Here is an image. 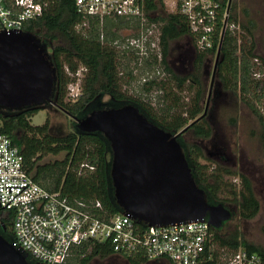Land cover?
<instances>
[{
  "label": "trees",
  "instance_id": "trees-1",
  "mask_svg": "<svg viewBox=\"0 0 264 264\" xmlns=\"http://www.w3.org/2000/svg\"><path fill=\"white\" fill-rule=\"evenodd\" d=\"M46 2L43 13L34 19L24 22L23 30L31 32L47 48V54L56 70V82L53 89L54 104L69 116L83 117L88 110L95 109L96 102L103 101L120 104H134L152 122L170 132H178V139L185 147L188 162L191 166L193 176L197 184L204 189L205 196L209 202L224 203L222 197L217 196L218 178L216 175L206 173V163L198 161L201 147L195 143H183L182 135L190 132L195 138L206 139L210 136L211 129L206 120V112L199 117L201 112L199 97H195L193 106L185 115L181 112L170 114V106L155 112L147 101L138 95H128L121 87L119 75L120 54L112 45L117 39L109 33L104 32L102 23L96 18H90L88 26L83 31H78L75 25L80 21V16L74 7V0H40ZM222 5V10L228 8L226 17L227 24H237L236 15L233 10L235 1L217 0ZM161 0H146L144 10L148 18L160 22V60L152 57L145 60L147 66L162 65L163 69L172 79L175 89L180 90L186 79L197 81L203 58L209 54H215L219 47V55L216 63V71L223 90L237 93L240 100L246 105L250 113L255 117L260 141L263 146L264 155V119L254 106V98L257 97V84L250 77L255 58L252 39L253 22L248 20V25L239 23L248 37L242 35L243 40L238 41L235 32L223 23L218 22L215 29L212 47L207 50L197 51L193 61L197 73L192 75H178L167 65L169 46L172 41L190 34L185 18L176 12H166ZM162 9V14L151 12ZM164 10V11H163ZM118 24H130L127 20L116 17L112 18ZM240 28V29H241ZM223 30V31H222ZM241 36V35H240ZM112 40V41H111ZM264 66V59H260ZM82 68L80 93L75 100L66 99V86L75 80V73ZM153 79H149L143 86L147 91ZM160 86H163L161 83ZM163 89V88H162ZM173 96L172 91L166 90L164 96ZM163 96V95H162ZM199 96V95H198ZM178 96H173V102L178 103ZM41 109L21 108L16 110L0 109V133L6 134L12 144L16 145L23 157V164L27 173L38 184H42L48 176H52V186L44 187L48 190L60 191L71 200L82 199L86 201H99L101 211L99 215L105 216L119 212L115 204L108 176L110 148L101 133L80 132L72 126V130L62 136L49 133V119L45 118L42 124H32L30 118ZM202 114V113H201ZM200 114V115H201ZM191 120V121H190ZM63 156L53 161L39 164V160L46 154ZM86 162L93 165L92 170L79 168L80 163ZM230 173V171H226ZM240 177V188L238 191L230 190L232 202L237 205V214L244 219L253 218L259 210V202L254 195L251 182L248 177L238 172ZM209 178L212 183L208 182ZM48 184V183H47ZM43 186V185H41ZM0 217L7 227L6 239L10 242L13 238L11 229L12 211L0 209ZM222 226V225H221ZM210 226L211 239L214 248L206 250V255L211 253L204 264H224L219 261L217 248L227 247L234 252L239 247L256 252L264 260V248L245 240L240 230L235 227L228 233ZM114 256L110 247L104 243L86 242L74 247L69 258L61 264H89L93 257L106 258ZM31 260L33 258L29 257ZM128 264H146L147 260L141 257L124 259ZM34 261V260H33ZM168 264H172L168 259Z\"/></svg>",
  "mask_w": 264,
  "mask_h": 264
},
{
  "label": "built area",
  "instance_id": "built-area-1",
  "mask_svg": "<svg viewBox=\"0 0 264 264\" xmlns=\"http://www.w3.org/2000/svg\"><path fill=\"white\" fill-rule=\"evenodd\" d=\"M146 0H74L80 16L76 30L83 31L90 18L100 23L120 17L137 26L135 35L115 39L112 45L121 56L130 51L141 65L155 57L160 60V22L147 17ZM164 10L185 18L197 51L212 47L218 22L224 29L235 31V23L227 24L228 8L222 10L217 0H161ZM46 7L40 0H0V33L23 30L25 21L39 17ZM223 31V30H222ZM119 49H117V48ZM250 77L257 86L254 106L264 119V66L253 58ZM80 68L71 81L70 100L80 93ZM119 75H122L121 71ZM142 84L149 78L142 76ZM69 88V87H67ZM74 89H76L74 91ZM93 165L80 163V170ZM0 209L12 211L10 244L21 249L36 262L64 263L77 245L86 242L107 244L113 255L127 259L141 257L147 262L168 259L172 264H204L214 247L210 225L203 220H190L165 226H148L135 222L128 214L117 212L99 215V201L71 200L60 191H51L27 173L23 157L10 138L0 133ZM224 264H264L262 257L239 247Z\"/></svg>",
  "mask_w": 264,
  "mask_h": 264
},
{
  "label": "water",
  "instance_id": "water-1",
  "mask_svg": "<svg viewBox=\"0 0 264 264\" xmlns=\"http://www.w3.org/2000/svg\"><path fill=\"white\" fill-rule=\"evenodd\" d=\"M218 55L219 47L210 85ZM55 82V67L39 38L24 30L0 33V109L54 104L51 96ZM71 118L78 131L101 133L108 142V176L122 214L148 226L205 219L218 228L230 218L231 212L222 203L209 202L197 184L178 139L180 131L163 129L131 103ZM0 264L45 263L31 260L0 234Z\"/></svg>",
  "mask_w": 264,
  "mask_h": 264
},
{
  "label": "rangeland",
  "instance_id": "rangeland-1",
  "mask_svg": "<svg viewBox=\"0 0 264 264\" xmlns=\"http://www.w3.org/2000/svg\"><path fill=\"white\" fill-rule=\"evenodd\" d=\"M232 1H235L233 12L237 19V29L234 32L238 41L240 38L243 40L242 35L248 37L239 23L248 25V20L252 21L253 25L250 29L255 43L254 53L259 59H264V0ZM156 13L162 14V9L159 8L151 12V15ZM105 22L103 30L110 35L107 36L108 41L112 35L114 39H120L135 35L137 31L135 24H118L112 18ZM195 53L196 49L191 38L187 35L182 36L170 43L167 65L178 75L197 73L195 67H192ZM120 59L119 71L121 70L122 73L120 75L122 89L128 95L141 94L140 97L147 101L148 105L157 113L170 106V114L175 115L181 112L182 115H185L186 111L193 106L195 97H199L201 112L198 115L206 112V120L211 129L210 136L201 139L195 138L190 132H186L182 135L183 143H195L200 146L203 157H199L198 161L206 163L207 174L216 175L218 178L217 196L225 198L222 204L231 212L230 218L222 224L221 231L228 233L237 227L245 240L264 248V155L258 123L237 93L223 90L216 73L210 85L215 54H209L203 58L197 74V81L191 78L186 79L180 90L175 89L172 79L162 65L147 66L145 63L138 65L134 59V54L130 51L126 52L125 56H120ZM79 73L81 75L82 71ZM142 76H147L155 82L147 91L143 89L145 84L141 83ZM161 83L163 86H160ZM166 90L172 91L173 96L179 97L177 104L173 102L172 94L168 97L164 96ZM68 91H71L70 84L66 86V99L69 98ZM47 104L30 118L31 123L42 124L48 117V131L52 135L62 136L71 131V117L52 103ZM216 140L225 149V153H228L229 159L224 161L218 148H216L218 152L213 153L215 149L212 145ZM184 150L188 153L187 147ZM62 156L63 153L58 155L46 154L39 160V164L59 159ZM226 171H230V173H226ZM238 172L248 177L254 195L259 202V210L251 219L241 218L237 214V205L229 200L232 199L230 190L238 191L241 185ZM48 177L44 182H41L43 187L52 186V176ZM208 182L212 183L210 178ZM217 254L219 261L224 263L231 254V250L227 247L217 248ZM89 264H128V262L117 256H109L106 258L93 257ZM148 264L168 263L164 259H160Z\"/></svg>",
  "mask_w": 264,
  "mask_h": 264
},
{
  "label": "flooded vegetation",
  "instance_id": "flooded-vegetation-1",
  "mask_svg": "<svg viewBox=\"0 0 264 264\" xmlns=\"http://www.w3.org/2000/svg\"><path fill=\"white\" fill-rule=\"evenodd\" d=\"M192 67H194V64L192 63ZM165 73V72H164ZM167 73V72H166ZM54 95H53V93H52V96H51V99L53 100V102H54ZM69 99V98H68ZM107 99H108V97H104L103 98V101H101V102H96V104H94V106H95V109H102V108H109V107H117V106H119V105H122V104H120V103H113V102H107ZM48 105V104H47ZM54 106H55V104H53ZM58 108V107H57ZM60 109V108H59ZM92 110H94L93 108H91ZM61 110V109H60ZM63 111V110H62ZM91 110H88L86 113H88V112H90ZM71 117V116H70ZM74 121H73V119L71 118V125L72 126H74V123H73ZM56 136V135H55ZM212 147H213V149H215V151L213 152L214 154H216L218 151L216 150V148H218L219 150H220V152H221V157L223 158V160L225 161V160H227V159H229V155H228V153L226 154L225 153V149L223 148V147H221V145L219 144V142L216 140V142L215 143H213V145H212ZM212 152V151H211ZM6 232H7V227H6V225L4 224V222L2 221V219H1V217H0V234L4 237V238H6V236H7V234H6ZM115 256V255H114ZM148 263H150V262H147L146 264H148Z\"/></svg>",
  "mask_w": 264,
  "mask_h": 264
}]
</instances>
